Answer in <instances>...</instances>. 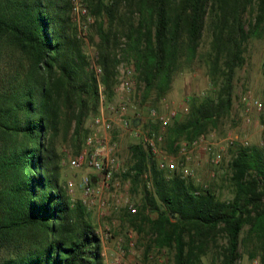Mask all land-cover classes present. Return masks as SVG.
Wrapping results in <instances>:
<instances>
[{
    "label": "trees",
    "instance_id": "16d2710c",
    "mask_svg": "<svg viewBox=\"0 0 264 264\" xmlns=\"http://www.w3.org/2000/svg\"><path fill=\"white\" fill-rule=\"evenodd\" d=\"M88 6L106 100L122 60L144 83L142 99L155 107L178 72L203 62L213 87L168 123L162 145L175 154L183 140L217 129L232 108L244 44L264 30V0H88ZM71 12L72 0H0V264H104L90 212L62 179L56 146L71 140L78 153L89 132L85 119L99 109L98 82L86 69ZM152 124L148 133L157 135L160 123ZM129 149L132 165L123 175L132 191L143 182L144 192L135 213L122 212L138 232L148 222L146 256L152 247L169 248L173 264H196L215 246L220 264H236L241 253L264 262V148L230 146L229 199L159 168L143 142Z\"/></svg>",
    "mask_w": 264,
    "mask_h": 264
},
{
    "label": "rangeland",
    "instance_id": "374dc122",
    "mask_svg": "<svg viewBox=\"0 0 264 264\" xmlns=\"http://www.w3.org/2000/svg\"><path fill=\"white\" fill-rule=\"evenodd\" d=\"M82 2L88 10L89 20H86L81 16V19L86 20V28L80 29L75 19L76 14L73 12L72 7V20L77 29V36L82 40L83 54L86 56L87 65L86 69H90V63L92 60H96L98 63V47L97 43L99 38L95 33V16L90 11L88 6V0H79ZM245 19L250 18L251 13L244 14ZM82 35L84 37H82ZM208 33H204L203 37V51L207 48L209 42ZM244 57L245 62L242 67L237 69L234 78L233 88V103L232 108L228 116H226L221 123H219L217 129H213L204 135L206 140L210 143L213 149H221L223 151V161L219 166L213 167L206 160V154H196L195 160L188 162L189 167L192 169V175L189 177L192 183L196 186H208L219 198L229 199L232 196L231 183L229 180V160L231 153L229 151L230 146L234 143H243L247 141L248 145H257L264 148V116L262 112L256 110L250 103L243 101L242 96L249 93L252 97L257 98L264 102V30L261 36L251 37L244 44ZM124 66H130L132 64L126 60H122L117 66V82L119 69ZM116 82V84H117ZM143 82H141L133 71V87L131 91L124 95L127 103L126 118L128 119V126L123 128L120 121L115 118L113 128L110 132L111 136L116 141L117 155L120 161V169L114 174L113 181L119 182L116 191L121 193H127L131 197L132 201L137 205L142 200L144 188L143 182L139 184L133 191L131 190L130 180L124 177V173L132 165V157L130 152V145L143 142V137L152 131L153 124L156 122L155 117L151 114L152 102L142 99ZM213 85L210 82V78L207 72L206 65L203 62L198 63L193 68H187L178 72L171 84L170 88L158 104L156 110L159 113H165L169 108H179L183 104L188 106V101L192 97H202L210 93ZM103 93V91H102ZM104 95V93H103ZM100 98V95H99ZM116 99L115 94L112 99L105 100L107 102L114 101ZM100 105V100L98 108ZM99 110V109H98ZM184 113L179 109L178 116H182ZM95 115L89 114L84 122V128L89 131L92 127V119ZM246 118H249L246 121ZM160 129L158 134H161L163 139L164 129ZM158 129V130H159ZM89 133V132H88ZM185 141V140H183ZM162 141L157 143L158 154L157 157H163L164 155H172L167 152L162 145ZM57 150L61 155V175L62 179L66 182L68 179L79 181L84 174H92L91 169H75L69 167L67 159L69 155L73 154V141H57ZM71 197L74 199L82 200V192L79 188H74L71 192ZM107 196L110 193L106 194ZM87 209V207H86ZM90 212L92 223L95 229L101 236V254L104 261V254H108L107 246L114 247V258H119L121 262L133 263L135 261L140 264H173V249L164 248L163 252L154 250L152 258H148L145 255L147 238L149 234V224L147 221L141 225L142 230L137 231L136 226L125 217L122 210L108 209L107 213L100 215L94 210L87 209ZM148 218H154L155 213L150 210H145ZM109 228L110 234L106 231ZM132 229L135 234V246L132 249L127 248V232ZM122 236V240L119 237ZM223 236L219 237V244H223ZM151 251V248L149 252ZM117 252V253H116ZM123 252V253H122ZM160 254V255H159ZM158 256H162V260L158 259ZM255 258H249L246 254L241 253L240 257L236 260V264H264L259 257H256L257 263H254ZM105 264V261H104ZM196 264H220L218 258V249L215 246L209 248V250L201 256V259Z\"/></svg>",
    "mask_w": 264,
    "mask_h": 264
},
{
    "label": "built area",
    "instance_id": "2783aa9c",
    "mask_svg": "<svg viewBox=\"0 0 264 264\" xmlns=\"http://www.w3.org/2000/svg\"><path fill=\"white\" fill-rule=\"evenodd\" d=\"M73 12L76 14L80 29L86 28V20H89L87 7L79 0H72ZM81 16L85 18L81 19ZM82 37H84L82 35ZM84 50V49H83ZM90 69L93 71L99 88L100 105L98 113L92 119V127L87 134L83 145L78 153L68 156L67 164L71 168L75 169H91L92 174H84L81 176L78 182L68 179L66 186L68 191L71 192L74 188H79L82 192V202L87 209L94 210L100 215L107 213L108 209L123 210L126 208L128 211L135 213L137 211L136 204L132 201L131 197L127 193H121L116 191L119 182H114L113 177L120 169V161L117 155L116 141L111 136L110 132L113 128L115 118L120 121L121 126L126 128L128 126V119L126 118L127 103L124 95L131 91L133 87V68L130 66H124L119 69L118 82L114 86V94L116 99L114 101L107 102L105 96L102 93V83L100 81V75L102 68L96 62L92 60L90 63ZM243 101L250 103L256 110L262 112L264 116V102L254 98L251 94L247 93L242 96ZM179 109L183 112L188 111V106L183 104L179 108H169L165 113H159L155 108L151 109V114L160 123V128L164 129L171 120H173L179 114ZM249 118H246L248 121ZM161 134H147L143 137V141L150 147L152 154L157 160L159 168L166 170H178L182 176H191L192 169L189 167V161L195 160L196 154H206V160L213 167L219 166L223 161V151L221 149H213L210 143L206 140V135H200L193 138L191 141H182L179 145L178 151L172 155H164L163 157H157V143L161 142ZM244 143L247 144V141ZM150 170H148L144 177L148 178L147 186H151ZM110 193L109 196L106 194ZM107 233L110 234L109 228ZM127 248L132 249L135 246V232L130 228L127 232ZM122 240V236L119 237ZM154 250L160 253L163 249L155 247L151 248V251L147 253L148 258H152L151 252ZM123 253V252H122ZM160 255V254H159ZM159 260H162V256H158ZM112 264H140L135 261L133 263L121 262L119 258H114ZM257 263V259L253 260Z\"/></svg>",
    "mask_w": 264,
    "mask_h": 264
},
{
    "label": "crops",
    "instance_id": "0c3cea01",
    "mask_svg": "<svg viewBox=\"0 0 264 264\" xmlns=\"http://www.w3.org/2000/svg\"><path fill=\"white\" fill-rule=\"evenodd\" d=\"M100 239H101V236H100ZM107 248H108V254H105L103 251L104 261H105V264H112L113 263L112 261L114 259V252H113L114 247L113 246H107Z\"/></svg>",
    "mask_w": 264,
    "mask_h": 264
},
{
    "label": "water",
    "instance_id": "95a60500",
    "mask_svg": "<svg viewBox=\"0 0 264 264\" xmlns=\"http://www.w3.org/2000/svg\"><path fill=\"white\" fill-rule=\"evenodd\" d=\"M175 216H176V213H173V217H172V219H175Z\"/></svg>",
    "mask_w": 264,
    "mask_h": 264
}]
</instances>
